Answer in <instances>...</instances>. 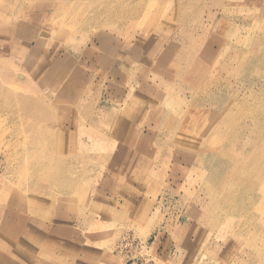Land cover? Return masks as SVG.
<instances>
[{"label": "rangeland", "instance_id": "rangeland-1", "mask_svg": "<svg viewBox=\"0 0 264 264\" xmlns=\"http://www.w3.org/2000/svg\"><path fill=\"white\" fill-rule=\"evenodd\" d=\"M257 103L264 0H0V233L42 264H126V235L264 264Z\"/></svg>", "mask_w": 264, "mask_h": 264}, {"label": "bare ground", "instance_id": "bare-ground-1", "mask_svg": "<svg viewBox=\"0 0 264 264\" xmlns=\"http://www.w3.org/2000/svg\"><path fill=\"white\" fill-rule=\"evenodd\" d=\"M260 53H261V51L258 54L259 56H260ZM242 57L245 60L243 62L244 63L243 65L248 66L250 64V62H251L250 57L247 58V54H244ZM258 102H260V101L258 100ZM254 107H255L254 110L256 111V113L257 112H259V113L260 112H264V108L262 107L261 103H257L256 105H254ZM262 120H264V119H262ZM256 127H257V124H256ZM211 128H212V126H211ZM245 130H246V128H245ZM237 134H239V133H237ZM242 135H243V133H242ZM247 135H249V134H247ZM239 136H240V134H239ZM244 136H246V135H244ZM244 136H243V138H244ZM214 154H215L214 152L210 151L209 153H207L205 155V161L207 162V164H211V163L212 164L213 163L222 164L221 160L218 157H215ZM212 179L213 178L210 176V180H212ZM3 223L4 222L2 220H0V224L3 225ZM15 225H16V223L13 226H11V227L9 226V228L14 227ZM6 233H8V234H6ZM26 235H28V236L30 235L29 231L26 232ZM42 236L43 235L41 233H38L37 235H35V237H33L34 239H37L35 244L28 243L27 242L28 239H23V236L21 234H17V237H16L17 239L16 240L14 238L10 239V232L8 231V227H6L5 231H2L0 233V248L2 246H5V244H6V248H7V251H5L2 255H0V264H20V263H18L16 258H20L21 260L25 261L26 263H24V264H42V262H40L39 260H37L35 262L29 260V254L34 249L39 247L40 238ZM24 240H26V241H24ZM106 264H109V263H106Z\"/></svg>", "mask_w": 264, "mask_h": 264}, {"label": "built area", "instance_id": "built-area-1", "mask_svg": "<svg viewBox=\"0 0 264 264\" xmlns=\"http://www.w3.org/2000/svg\"><path fill=\"white\" fill-rule=\"evenodd\" d=\"M150 247L149 245L141 244L133 235L124 236L118 244V250L124 254V257H128L126 259V264H157L154 257L149 253ZM144 250L148 253L139 254Z\"/></svg>", "mask_w": 264, "mask_h": 264}, {"label": "crops", "instance_id": "crops-1", "mask_svg": "<svg viewBox=\"0 0 264 264\" xmlns=\"http://www.w3.org/2000/svg\"><path fill=\"white\" fill-rule=\"evenodd\" d=\"M155 242V240L152 242V244Z\"/></svg>", "mask_w": 264, "mask_h": 264}]
</instances>
